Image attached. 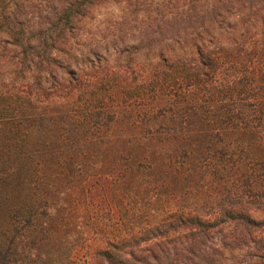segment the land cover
<instances>
[{
    "label": "trees",
    "instance_id": "trees-1",
    "mask_svg": "<svg viewBox=\"0 0 264 264\" xmlns=\"http://www.w3.org/2000/svg\"><path fill=\"white\" fill-rule=\"evenodd\" d=\"M98 1L0 0V264L45 259L56 220L86 209L44 193L91 175L125 208L135 192V224L119 209L71 264H264V0L73 47Z\"/></svg>",
    "mask_w": 264,
    "mask_h": 264
},
{
    "label": "rangeland",
    "instance_id": "rangeland-1",
    "mask_svg": "<svg viewBox=\"0 0 264 264\" xmlns=\"http://www.w3.org/2000/svg\"><path fill=\"white\" fill-rule=\"evenodd\" d=\"M213 1L215 0L98 1L87 12L83 27L75 32L70 40L73 47H89L97 42L110 44L113 41L127 43L129 46L136 45L146 33L151 32L150 25L152 23L182 22L189 14L198 12L206 5L210 7ZM226 24L223 23L222 27L225 30L230 29ZM166 31L182 33L184 29L182 25H179L174 28H168ZM2 100L4 101V99ZM178 186L174 184L171 189L176 191ZM101 187L102 189H100ZM44 194L47 196L49 204L61 206L65 202L68 204L70 201H76L80 206L77 209L86 210L77 212V214L72 213L71 217H68L62 223L59 219L56 220L57 223H60L58 226L60 229L55 232L54 236H48L46 241L43 242L46 258L41 259L38 264H71L70 256H68L70 247L73 244L83 242L86 239L83 233L88 234L95 227L99 236H95L94 239L104 238L105 235L101 234L105 233V231H112V221L120 217L121 212L119 209H129L123 215H133V221L130 225L135 224V192L130 194V203L125 208L123 203L120 204L119 193L113 190V185L97 175H91L83 181L74 182L72 186L64 185V182L60 181L56 188L54 187ZM100 197H104V200ZM28 198L27 195L24 198L20 195L21 200L24 199L25 201ZM97 203L99 206H97ZM8 206L7 202L0 204V224L3 222L6 207ZM89 212L97 213V224L92 222ZM117 228L118 231L119 228L123 230L124 226L120 225ZM56 255L59 256L57 257ZM79 264L81 263L79 262Z\"/></svg>",
    "mask_w": 264,
    "mask_h": 264
}]
</instances>
